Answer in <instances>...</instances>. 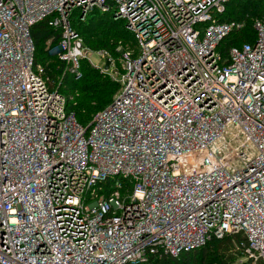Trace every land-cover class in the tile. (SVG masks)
I'll return each instance as SVG.
<instances>
[{
  "label": "built area",
  "instance_id": "2783aa9c",
  "mask_svg": "<svg viewBox=\"0 0 264 264\" xmlns=\"http://www.w3.org/2000/svg\"><path fill=\"white\" fill-rule=\"evenodd\" d=\"M228 1L0 0V264H151L238 234L239 264H264V8L223 56L247 19L220 20ZM94 9L134 46H84L71 19ZM47 17L60 81L86 60L120 84L85 126L34 63Z\"/></svg>",
  "mask_w": 264,
  "mask_h": 264
},
{
  "label": "trees",
  "instance_id": "16d2710c",
  "mask_svg": "<svg viewBox=\"0 0 264 264\" xmlns=\"http://www.w3.org/2000/svg\"><path fill=\"white\" fill-rule=\"evenodd\" d=\"M262 8H264L262 0H229L225 3L224 12L218 16L220 20L246 19V15L247 19L244 28L240 32L229 34L219 43L217 50L223 56L226 55L229 47L240 46L242 43L252 41L254 37L252 19L260 17ZM49 19L50 17H47L33 24L29 29L34 47V63L43 66L44 75L54 82L53 87L58 85V91L61 94L73 96L72 100L67 101V109L72 110L76 120L85 126L92 118L90 115L93 111H99L108 105L109 96L113 92H117L119 86L107 77L102 78L97 71L91 69L83 61L81 62L80 78L75 79L72 75L66 74L60 81L62 63L56 58V55L49 52L57 44L59 30L49 26ZM71 26L82 37L84 45L93 49H107L115 55L114 48L119 41L122 44V41L128 43V45H123L125 48L134 46V43H132L134 39L126 31L124 21L114 20L111 13H103L94 9L86 15L83 21H80L78 12H76L71 19ZM50 39V43L47 44ZM48 84L52 87V84L50 85L49 82ZM74 92H78L77 96L81 94L82 104L77 102ZM108 183H110L109 180L105 185L108 186ZM122 184L123 188L130 187V183L127 180H122ZM233 238L236 241L243 240L240 234L226 236L221 239L213 238L200 248L182 252L177 257L163 256L161 258H152L150 263L236 264V260L242 255L233 251ZM240 264H249V262L244 261Z\"/></svg>",
  "mask_w": 264,
  "mask_h": 264
},
{
  "label": "rangeland",
  "instance_id": "374dc122",
  "mask_svg": "<svg viewBox=\"0 0 264 264\" xmlns=\"http://www.w3.org/2000/svg\"><path fill=\"white\" fill-rule=\"evenodd\" d=\"M82 38V37H81ZM82 41H83V39H82ZM123 42V44H122V46L123 45H128V43H126L125 41H122ZM132 43H134V40H132ZM84 44V43H83ZM84 46H86V45H84ZM86 47H88V46H86ZM88 48H90V47H88ZM123 48H125V47H123ZM91 50H98V49H93V48H90ZM101 49V48H100ZM115 49V48H114ZM92 60L93 61H95L96 62V57L95 56H92ZM83 62L87 65V66H89L91 69H93V70H95V71H97V73L99 74V75H101L102 76V78H104V77H107V78H109L111 81H113V82H115V83H117L118 84V86H119V88H120V84H119V82L117 81V80H114V79H112L110 76H108V75H106V74H102V73H100L98 70H96L88 61H86V60H83ZM43 67V66H42ZM80 68H81V65H80ZM81 72V71H80ZM82 85V84H81ZM119 90V89H118ZM118 90H117V92H118ZM117 92H113L110 96H109V100H110V98H111V96H112V98H111V100H110V102L112 101V99H113V97L116 95V93ZM77 94H78V92H74V95L77 97V102L80 104H82V101H81V97H80V95L81 94H79V96H77ZM79 97V98H78ZM109 100H108V102H109ZM107 102V104H109ZM78 103H76L77 105H78ZM106 104V105H107ZM97 112V110L96 111H93L92 112V114L90 115V116H93L95 113ZM232 250V249H231ZM240 260H242V257H240L238 260H236V264H238L239 262H237V261H240Z\"/></svg>",
  "mask_w": 264,
  "mask_h": 264
},
{
  "label": "water",
  "instance_id": "95a60500",
  "mask_svg": "<svg viewBox=\"0 0 264 264\" xmlns=\"http://www.w3.org/2000/svg\"><path fill=\"white\" fill-rule=\"evenodd\" d=\"M107 66H108V61H107L106 64H105V68H107Z\"/></svg>",
  "mask_w": 264,
  "mask_h": 264
}]
</instances>
